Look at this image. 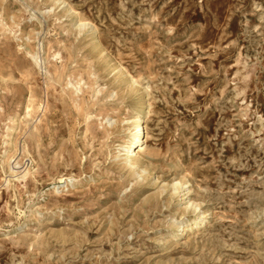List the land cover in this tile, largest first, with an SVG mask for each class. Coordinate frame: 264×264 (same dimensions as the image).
<instances>
[{
	"label": "rangeland",
	"instance_id": "rangeland-1",
	"mask_svg": "<svg viewBox=\"0 0 264 264\" xmlns=\"http://www.w3.org/2000/svg\"><path fill=\"white\" fill-rule=\"evenodd\" d=\"M0 264H264V0H0Z\"/></svg>",
	"mask_w": 264,
	"mask_h": 264
},
{
	"label": "bare ground",
	"instance_id": "bare-ground-1",
	"mask_svg": "<svg viewBox=\"0 0 264 264\" xmlns=\"http://www.w3.org/2000/svg\"><path fill=\"white\" fill-rule=\"evenodd\" d=\"M82 25H84V24H82ZM91 32H93V31L91 30ZM131 82H132V80H131ZM142 108H145L144 104H143ZM143 122H144V120H142L140 115L135 116L134 119L130 122V126L127 128L128 132H129L130 139H131L129 143L130 144L132 143V146L135 147V149H133L132 151H129V150L126 151V149L123 147V149L121 150L122 154L118 155L119 157H122V159H123L122 162H124V164L129 168L134 167V158L133 157L137 156L138 152L141 150V148L144 146V144L146 142ZM142 172H144V171H142ZM59 182L64 183L65 180L63 178H60ZM172 190H173V193L178 196V199L180 200V202H183L185 200L184 201V203L186 204L185 208H191L192 213L195 215V217L193 219H191L190 221H188V223H185L184 225H179L177 227V228H179L178 229L179 235L183 236V235H186L190 231H198L202 228H205L208 224V220H209L208 217H210V216H208L206 213L201 211L198 204H196L192 200H190V198L187 196L189 189L187 187H184L183 184H180V182H176L175 184L172 185ZM180 220L178 219V221H180Z\"/></svg>",
	"mask_w": 264,
	"mask_h": 264
}]
</instances>
